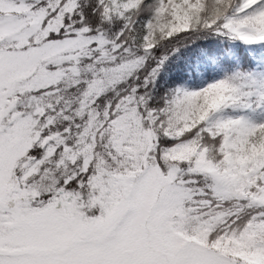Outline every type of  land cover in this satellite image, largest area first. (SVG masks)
I'll return each mask as SVG.
<instances>
[{
  "label": "snow or ice",
  "instance_id": "1",
  "mask_svg": "<svg viewBox=\"0 0 264 264\" xmlns=\"http://www.w3.org/2000/svg\"><path fill=\"white\" fill-rule=\"evenodd\" d=\"M0 264H264V0H0Z\"/></svg>",
  "mask_w": 264,
  "mask_h": 264
}]
</instances>
